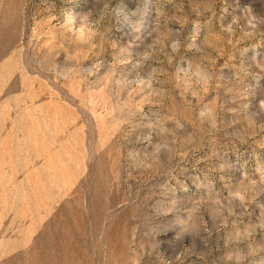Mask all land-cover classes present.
Returning <instances> with one entry per match:
<instances>
[{"label": "rangeland", "instance_id": "obj_1", "mask_svg": "<svg viewBox=\"0 0 264 264\" xmlns=\"http://www.w3.org/2000/svg\"><path fill=\"white\" fill-rule=\"evenodd\" d=\"M0 264H264V0H0Z\"/></svg>", "mask_w": 264, "mask_h": 264}]
</instances>
